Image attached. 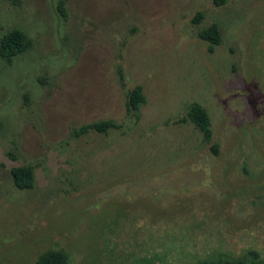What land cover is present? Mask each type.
I'll list each match as a JSON object with an SVG mask.
<instances>
[{"label":"rangeland","instance_id":"rangeland-1","mask_svg":"<svg viewBox=\"0 0 264 264\" xmlns=\"http://www.w3.org/2000/svg\"><path fill=\"white\" fill-rule=\"evenodd\" d=\"M12 28L32 44L0 56V264L48 248L68 264L264 258V0H0V38ZM193 102L210 142L180 120ZM105 119L118 128L75 133Z\"/></svg>","mask_w":264,"mask_h":264},{"label":"trees","instance_id":"trees-1","mask_svg":"<svg viewBox=\"0 0 264 264\" xmlns=\"http://www.w3.org/2000/svg\"><path fill=\"white\" fill-rule=\"evenodd\" d=\"M223 2L224 0H217L218 4ZM61 4L58 8L61 14H64ZM202 17L203 13L197 12L192 20L194 22H200ZM198 36L208 42L209 52H213L215 46L221 43L220 29L216 23L201 28L198 31ZM31 44V39L23 30L12 28L2 34L0 38V56L7 64H10L16 55L25 52ZM144 102L145 95L140 85L129 89L126 100V109L128 112H137L140 109V105ZM180 120L182 122L191 121L202 132L203 141H211L212 129L210 115L199 102L191 103L187 111V117H182ZM118 126L119 124L111 119L98 120L82 125L75 133L81 134L89 129L107 133L111 127L118 128ZM217 148L218 145L214 143V153H217ZM10 173L13 183L18 189L25 190L34 186L35 173L33 167L28 165L13 166L10 169ZM68 258L69 255L64 249L48 248L36 257V264H68ZM143 264L152 263L144 260ZM196 264H264V258L260 256L256 249L249 248L240 256H231L222 252L213 253L209 257L199 259Z\"/></svg>","mask_w":264,"mask_h":264}]
</instances>
